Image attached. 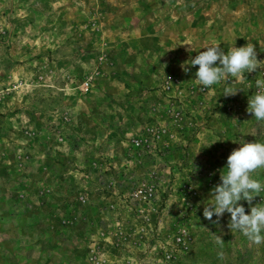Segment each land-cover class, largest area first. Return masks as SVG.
<instances>
[{
	"label": "rangeland",
	"instance_id": "obj_1",
	"mask_svg": "<svg viewBox=\"0 0 264 264\" xmlns=\"http://www.w3.org/2000/svg\"><path fill=\"white\" fill-rule=\"evenodd\" d=\"M247 43L264 61V0H0V264H264L203 217L231 152L264 143V63L210 89L190 66Z\"/></svg>",
	"mask_w": 264,
	"mask_h": 264
},
{
	"label": "clouds",
	"instance_id": "obj_2",
	"mask_svg": "<svg viewBox=\"0 0 264 264\" xmlns=\"http://www.w3.org/2000/svg\"><path fill=\"white\" fill-rule=\"evenodd\" d=\"M190 51V49H189ZM217 62L219 64L217 65ZM264 63L257 59V52L253 45L247 43L243 47H232L227 54L218 46L213 45L200 51L198 55L190 59V66H198L195 72L196 82L204 89L219 84L227 76L239 78L244 72L252 73ZM185 72L189 67L181 66ZM258 92L253 94L248 101L247 111L256 121H264V79L255 81ZM237 91L225 88L224 96H234ZM238 149H234L227 158V164L220 172V182L211 190L212 204L203 209V217L210 222L219 223L225 213L230 214L227 227L238 231L247 237L250 243L260 245L264 243V202L252 206L256 196L264 191V185L259 180L251 178V174L258 169H264V143H240ZM240 201H247L250 206V214ZM217 217L213 221V216ZM216 242L223 245L221 236ZM223 253H220L222 257Z\"/></svg>",
	"mask_w": 264,
	"mask_h": 264
},
{
	"label": "built area",
	"instance_id": "obj_3",
	"mask_svg": "<svg viewBox=\"0 0 264 264\" xmlns=\"http://www.w3.org/2000/svg\"><path fill=\"white\" fill-rule=\"evenodd\" d=\"M84 86L87 88V86H88V83H85V84H84Z\"/></svg>",
	"mask_w": 264,
	"mask_h": 264
}]
</instances>
